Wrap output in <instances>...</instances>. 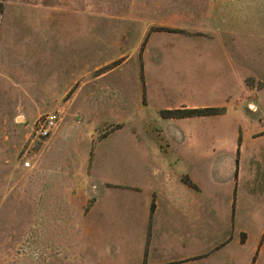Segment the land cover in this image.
I'll use <instances>...</instances> for the list:
<instances>
[{
    "label": "rangeland",
    "instance_id": "obj_1",
    "mask_svg": "<svg viewBox=\"0 0 264 264\" xmlns=\"http://www.w3.org/2000/svg\"><path fill=\"white\" fill-rule=\"evenodd\" d=\"M209 39L236 42L237 62L245 74H251L246 75V83L264 93V0L4 1L0 17V264H124L121 253L135 250L133 220L123 224L109 215L93 224L77 217L61 225L60 232L49 221L42 229L46 234L36 232L37 166L43 149L58 138L62 186L74 187L72 196L79 195L83 188L78 176L87 165L77 157L86 153L80 145L89 141L90 134L99 137L109 132L114 122L124 126L110 140L123 142L139 117L154 126L162 124L161 107L143 104L144 76L157 84L162 81L171 90L187 78L199 79L205 75L199 45ZM186 53L193 55L191 60L183 57ZM74 75L77 81H72ZM90 76L93 90L107 91L113 104L97 128V114H92L85 97L91 88L85 87V80ZM126 91L130 101L123 107ZM254 101L255 107H248L246 99L229 106L227 115L236 124L231 119L227 122L230 116L204 120V195L206 201L219 205L220 214L224 202L232 205L236 200L245 228L253 238H260L264 233V139L248 135L242 122L251 111L261 117L256 126L264 127V94ZM194 102L188 97L185 104ZM49 113H58L56 128L48 137H40L39 125ZM161 115L178 117L181 112ZM219 121L221 128L214 130ZM236 133L241 134L243 159L237 190L233 151L214 153V161L209 156V149H218L219 144L224 148ZM263 133L253 131L254 136ZM79 211L78 216L83 213ZM53 234L59 241H49ZM259 249L248 264H264V246ZM245 254L237 264L248 262L249 253Z\"/></svg>",
    "mask_w": 264,
    "mask_h": 264
},
{
    "label": "crops",
    "instance_id": "obj_2",
    "mask_svg": "<svg viewBox=\"0 0 264 264\" xmlns=\"http://www.w3.org/2000/svg\"><path fill=\"white\" fill-rule=\"evenodd\" d=\"M199 46L205 62V75L199 79L187 78L180 86H174L176 90H171V86L167 87L162 81L157 84L155 79L144 76L143 104L161 107L158 118L162 124L154 126L139 117L132 124V132L125 133L123 142L110 140L113 133L124 126L119 121L114 122L116 126L109 132L99 137L90 134L89 141L80 145L86 153L77 157L87 165L85 171L78 172L77 182L83 188L82 191L77 189L79 186L75 188L79 195L72 196L74 187L62 186L59 140L51 139L37 166L38 198L33 224L38 234H46L42 229L48 221L52 222L54 231L60 232L61 225L75 222L77 217L83 218L85 223L91 220L93 224L109 215L123 224L133 220L137 227L135 250L121 253L124 264H237L239 258L249 253L248 262L240 263L248 264L257 247L259 251L263 249L264 233L259 232L260 238L252 237V232L241 221L235 199L232 205L224 202L222 214L218 212V204L206 201L203 164L207 129L204 120L212 115L219 117L218 120H227L228 108L234 101L239 103L246 99L248 107H255L254 100L264 93L246 83V75L251 74H245L237 62V53H233L238 49L236 42L227 44L209 39ZM183 57L189 61L193 55L186 53ZM72 81H77L75 75ZM93 82L91 76L85 80V87H91L86 89L85 97L90 100L92 114H97L94 121L97 128L103 113L113 104L107 91L93 90ZM188 97L197 102L185 104ZM129 101L126 91L122 106ZM184 109L213 112L178 117L161 115V112ZM249 112L251 115L245 114L242 119L246 124L245 132L264 139V133L253 135L254 130L264 131L263 126H256L261 124V117ZM230 119L231 116L227 122ZM231 121L238 123L234 118ZM219 124L220 121L213 129L221 128ZM240 140L241 134L236 133L224 148L219 144L218 149H209L212 161L214 153H221L222 149L233 151L230 155L237 164L235 181L243 163ZM237 184L238 181L235 190ZM79 209L83 213L78 216ZM52 236L49 241H59L56 234Z\"/></svg>",
    "mask_w": 264,
    "mask_h": 264
},
{
    "label": "built area",
    "instance_id": "obj_3",
    "mask_svg": "<svg viewBox=\"0 0 264 264\" xmlns=\"http://www.w3.org/2000/svg\"><path fill=\"white\" fill-rule=\"evenodd\" d=\"M59 116L58 113H49L47 114L42 123L39 125L38 129V135L40 137H48L50 133L56 128L57 122H58ZM29 162L25 161L24 166L28 167Z\"/></svg>",
    "mask_w": 264,
    "mask_h": 264
},
{
    "label": "trees",
    "instance_id": "obj_4",
    "mask_svg": "<svg viewBox=\"0 0 264 264\" xmlns=\"http://www.w3.org/2000/svg\"><path fill=\"white\" fill-rule=\"evenodd\" d=\"M4 1L5 0H0V17L4 10ZM178 111L181 112V115L178 116H192V115L206 114V112L209 111V109H184ZM171 116H177V115H171Z\"/></svg>",
    "mask_w": 264,
    "mask_h": 264
}]
</instances>
